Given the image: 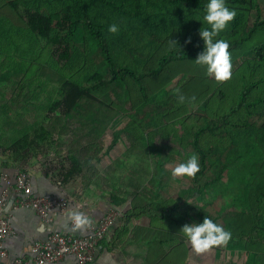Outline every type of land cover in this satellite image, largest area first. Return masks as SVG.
I'll return each mask as SVG.
<instances>
[{"label": "rangeland", "instance_id": "rangeland-1", "mask_svg": "<svg viewBox=\"0 0 264 264\" xmlns=\"http://www.w3.org/2000/svg\"><path fill=\"white\" fill-rule=\"evenodd\" d=\"M30 1L0 0V142L7 148L23 134L32 135L35 129L42 126L53 130V134L46 138V143L40 149L26 150L29 156L23 163V170L45 173L59 187L65 186L68 181L64 182L63 174L69 166L67 156L72 149L70 144L72 140L86 135L81 139V144L91 148L89 162L92 159V168L86 183L78 178L73 182L85 187L91 184L101 187L104 191L103 198L110 205L113 204L114 196L124 200L118 207L123 221L144 219L154 223L151 235H143V264H157L158 257L163 253L166 254L161 262L163 264H264V257L252 258L242 244L236 247L229 244L217 245L215 249L196 253L179 231L185 224L197 223L194 213L198 210L212 218L217 215L225 216L232 209L239 210L237 200L242 195L245 183L257 173L259 162L244 155L231 168L235 169L233 176L225 174L215 188L206 189L201 194L198 193L201 186H194L193 177L172 175L173 168L186 161L193 153L197 155L199 164L198 153L191 146L194 135L211 119L210 114L218 108L221 93L226 96L223 109H233L237 100L239 76L232 74L229 80L217 82L206 74L204 66L185 59L171 61L159 73H155L148 71V68H156L159 57L153 54L146 58V55L140 54L138 58L143 61L140 60L139 64L143 69L147 66L143 82L151 95L147 98L148 103H142L144 99L138 95L132 80L125 78L126 85L119 86L110 83V76L101 68L103 57L99 43L91 31L82 34L81 28H78L72 36L74 31L63 29L60 34L61 43L54 45L30 36L23 25L25 4ZM12 2L16 4V8L7 7ZM248 6L249 30V26L251 28L257 18L264 20V0H251ZM105 17L109 19L108 28L112 24L118 27L117 33L109 32L111 37H118L123 41L130 35L131 29L119 17L107 14ZM99 21L103 26L106 24V18H100ZM261 30L264 35V28ZM110 36L106 35L107 42ZM252 36L256 41V35ZM131 44H134L132 40L128 48ZM65 47L69 48L67 60L60 57ZM131 50L133 54L136 51L133 46ZM144 51L147 53V49ZM253 58L241 50L232 54L231 71H235V67L239 69L246 61L252 62ZM121 59L133 61L124 52L119 57ZM261 65H264V61ZM96 69L103 75L102 86L94 94L96 102L84 106L86 108L83 112H77L73 120H59L63 119L61 115L52 113L50 108L60 99L62 82L69 78L78 80L86 71ZM260 70L264 72V66ZM198 76L207 78L204 82L209 97L204 99L200 96L197 105H187L179 119L161 127H165L163 131L155 127L156 122L161 119V113L172 112L169 111L171 107L165 106L168 95L173 90H178L179 85L187 84L191 78L195 80ZM172 108L178 111V106ZM257 110L261 113V118L252 117L248 122L264 120V104L258 106ZM92 116L96 117L93 122L98 129L88 131L81 128V124L90 125ZM237 116H244L241 122L246 118L242 112ZM140 123H143L145 138L153 142L150 145L151 151L142 146L145 142L138 146V141L131 142L128 139L131 136L128 129H124L129 124L138 127L142 125ZM102 127L105 129L101 132ZM224 135L227 140L230 138L228 132ZM203 136L200 142L203 148L207 149L209 144L215 142L220 144L217 133L216 138L209 131L203 133ZM158 147L161 153L154 152V148ZM25 166H28L27 169ZM79 190L83 192L81 188ZM217 224L221 226L220 221ZM133 228L131 238L137 241V233L143 227L136 225ZM156 241L160 247L159 252L153 251L150 246Z\"/></svg>", "mask_w": 264, "mask_h": 264}, {"label": "trees", "instance_id": "trees-1", "mask_svg": "<svg viewBox=\"0 0 264 264\" xmlns=\"http://www.w3.org/2000/svg\"><path fill=\"white\" fill-rule=\"evenodd\" d=\"M250 1L225 0V4L230 10L236 11V16L228 22L227 27L216 39L228 42L230 57L241 50L242 53L253 56V61H246L239 69L235 67L236 70L232 72L234 76H239L237 100L233 104V109L231 108L232 111L223 109L226 96L221 93L217 104L218 108L212 111L211 119L205 127L195 133L191 146L198 153L200 161V170L193 177L194 186H201L198 191L200 194L206 189L215 188V185L222 181L225 174L233 176L235 169L231 168L243 159L244 155L246 158L249 157L251 160L259 162L257 173L245 183L242 195L237 200L239 210L232 209L225 216L217 215L215 218L198 210L194 213V217L197 223L202 222L205 217L216 224L220 221L221 227L231 233L227 244L232 247L242 244L246 253L250 254L252 258H261L264 257V120L262 122H260L261 120L248 121L252 117L261 118V113L257 108L264 104V72L260 70L264 66L261 65L264 61V35L261 30L264 28V20L257 18L248 30L247 19ZM207 3L208 0H31L25 4L23 25L30 36L51 45L61 43L60 34L63 29L74 31L72 36L78 28H81L82 34H88L91 31L99 43L103 57L101 68L104 73L110 76V83L119 86L126 85L125 78L132 80L138 95L144 99L142 103H148L147 98L151 95L146 91L147 86L143 82L147 75V66L144 69L141 67L139 62L143 59H139L138 55H146L147 58L154 54L159 57L156 68H148V71L155 73H159L169 62L176 59L178 61L185 59L196 63L195 58L203 51V40L199 35V29L203 30L205 27L202 16ZM7 7L13 9L16 8V4L12 2ZM106 14L119 17L131 29L130 35L123 41L118 37L110 36L109 19L105 17ZM100 18H106L104 26L100 24ZM1 19L0 17V21ZM96 34L98 35L96 36ZM253 34L257 37L256 41L254 36L251 37ZM106 35L111 37L109 42L105 40ZM170 39L177 41L179 46L170 48ZM131 40L134 44L128 48ZM250 43L257 45H246ZM132 46L136 50V56L131 50ZM145 49H147V53L144 51ZM68 52L69 48L65 47V51L60 55L61 59L67 60ZM123 52L133 61L119 60ZM102 76L99 69H96L86 71L83 77L78 80L64 78L59 90L60 99L52 104L50 111L59 113L63 118H59L62 122L67 119L73 120L77 112H83L86 108L84 106L96 102L94 94L102 86ZM198 78L200 79L198 80ZM192 80L194 79L191 78L189 83L179 85L178 90H173L168 95L165 106L166 108L171 107L169 111L172 112L161 113V119L156 122L155 127L163 131L165 127H161L166 126L167 122L179 119L181 113L186 111L187 105H197L200 96L204 99L209 97L204 82L207 78L198 76L194 82ZM180 97L184 99L181 100ZM172 106H178V111L172 110ZM241 112L246 115L242 122L244 116H237ZM91 120L90 125L81 124V128L88 131L98 129L93 122L96 117L92 116ZM140 124L142 125L138 127H135V124H129L124 129H128L131 135L128 139L131 142L138 141L139 143L136 142L137 146L145 142V145L142 146L146 150H150V145L153 142L145 138L142 130L143 123ZM104 129L102 127L101 132ZM52 131L42 126L35 129L32 135L23 134L20 138L12 141L7 148L0 142V154L6 155L9 162L17 165L20 171L26 172L27 170H23V163L29 156V152L26 150L29 148V151L33 148L40 149L41 145L46 143V138L53 134ZM139 131L140 133H138ZM206 131H209L214 138L217 133L220 144L215 142L209 144L207 149L203 148L200 142ZM225 132L230 135L228 140L224 135ZM79 138L72 140L70 144L72 149L69 150L67 156L69 166L64 170V182L75 178H78L82 183L88 181V173L92 168L90 166L92 159L89 162L91 148L89 145L81 144L82 138ZM154 152L161 153V149L154 148ZM244 177L247 178V176ZM201 178L203 184H201L202 181L200 182ZM112 203L113 207L118 208L124 203V200L114 196ZM150 246L153 251H160L157 241ZM215 248L216 246H213L210 249ZM164 257H166L164 253L160 258L158 257L157 264H163L161 262Z\"/></svg>", "mask_w": 264, "mask_h": 264}, {"label": "crops", "instance_id": "crops-1", "mask_svg": "<svg viewBox=\"0 0 264 264\" xmlns=\"http://www.w3.org/2000/svg\"><path fill=\"white\" fill-rule=\"evenodd\" d=\"M19 172L21 171L17 165L9 162L5 156L0 154V200L3 192L8 189V183L14 184ZM26 173L30 176L32 188L36 194L66 197L69 201V211L82 212L89 217L92 225L98 224L108 210L113 208L108 201L104 200V191L96 184L85 187L83 184L80 186L78 182L71 180L65 186L59 187L45 173L29 169ZM80 188L83 192L79 190ZM16 200L17 194L8 189L4 204H0V217L12 209ZM67 214L55 217L51 224H45L33 211L18 209L11 212L12 231L4 240V247L7 251L5 261L9 263L20 257L30 258L29 250L34 242L45 240L52 231H69L71 222L68 220ZM140 222L143 224H139ZM152 224L154 223H149L144 219L129 222L119 218L110 234L100 243L95 259L90 264H143L141 259L144 256L145 247V236L143 235L144 233L151 235ZM136 225L143 227L137 233L136 237H139L137 241L131 238L133 227ZM86 233V229H77L79 235ZM55 264H74V259L67 257Z\"/></svg>", "mask_w": 264, "mask_h": 264}, {"label": "built area", "instance_id": "built-area-1", "mask_svg": "<svg viewBox=\"0 0 264 264\" xmlns=\"http://www.w3.org/2000/svg\"><path fill=\"white\" fill-rule=\"evenodd\" d=\"M8 189L17 194V200L12 209L0 217V264H55L67 257L73 258L74 264H90L95 259L100 243L110 234L121 215L118 208H111L98 224H90L85 228V235L77 234V229L74 230L70 223L69 231H52L45 240L34 242L29 250L30 258L20 257L7 263L4 240L12 231L11 212L18 209L33 211L45 224H51L55 217L69 212L66 197L36 194L26 172H19L14 184L8 183ZM7 190L3 192L0 204H4Z\"/></svg>", "mask_w": 264, "mask_h": 264}, {"label": "clouds", "instance_id": "clouds-1", "mask_svg": "<svg viewBox=\"0 0 264 264\" xmlns=\"http://www.w3.org/2000/svg\"><path fill=\"white\" fill-rule=\"evenodd\" d=\"M235 16L236 11L230 10L225 4V0H208L204 7L202 21L205 27L203 30L199 29V35L203 40V51L195 58V61L204 66L206 74L217 82L227 81L232 76L229 44L226 40L216 39V37ZM108 31L117 33V25H110ZM177 45V41L169 40L170 48H175ZM180 99L184 98L180 97ZM199 170L198 157L193 153L186 161L173 168L172 175L194 177ZM67 218L72 223L74 230L85 229L91 223L89 217L79 211H69ZM179 231L196 253L205 252L213 246L227 244L231 238L229 231L206 217L200 223L183 225Z\"/></svg>", "mask_w": 264, "mask_h": 264}]
</instances>
